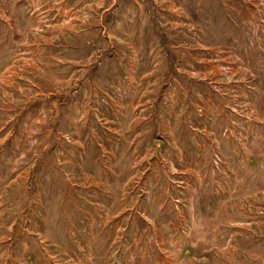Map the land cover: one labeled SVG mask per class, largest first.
Wrapping results in <instances>:
<instances>
[{"label": "rangeland", "instance_id": "374dc122", "mask_svg": "<svg viewBox=\"0 0 264 264\" xmlns=\"http://www.w3.org/2000/svg\"><path fill=\"white\" fill-rule=\"evenodd\" d=\"M0 264H264V0H0Z\"/></svg>", "mask_w": 264, "mask_h": 264}]
</instances>
